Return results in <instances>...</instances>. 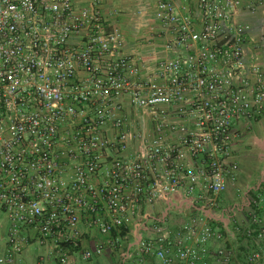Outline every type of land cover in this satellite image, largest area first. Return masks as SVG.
<instances>
[{
    "label": "built area",
    "instance_id": "obj_1",
    "mask_svg": "<svg viewBox=\"0 0 264 264\" xmlns=\"http://www.w3.org/2000/svg\"><path fill=\"white\" fill-rule=\"evenodd\" d=\"M147 1L152 61L105 0H0V264H243L232 230L264 264V195L230 196L264 0Z\"/></svg>",
    "mask_w": 264,
    "mask_h": 264
},
{
    "label": "rangeland",
    "instance_id": "obj_2",
    "mask_svg": "<svg viewBox=\"0 0 264 264\" xmlns=\"http://www.w3.org/2000/svg\"><path fill=\"white\" fill-rule=\"evenodd\" d=\"M105 2L107 9L115 11L114 23L128 36L131 48H138L141 54L152 61L160 41L153 34L152 15L154 9L147 0H105ZM252 19L257 46L264 59V14ZM254 127L252 131L237 141L236 156L239 160L240 172L236 185L230 186L231 197L237 188L246 191L259 183L264 176V120ZM237 218L242 219V215L238 214ZM4 223L5 216L1 214L0 227ZM229 228L232 229L230 223ZM231 233L232 239H237L234 230Z\"/></svg>",
    "mask_w": 264,
    "mask_h": 264
},
{
    "label": "trees",
    "instance_id": "obj_3",
    "mask_svg": "<svg viewBox=\"0 0 264 264\" xmlns=\"http://www.w3.org/2000/svg\"><path fill=\"white\" fill-rule=\"evenodd\" d=\"M252 193L254 196H257L258 194L264 195V177L261 178V181L253 186ZM238 242H239V259L243 264H245L246 255L248 254L249 250L245 247V238L241 233L237 234ZM99 264V263H95Z\"/></svg>",
    "mask_w": 264,
    "mask_h": 264
},
{
    "label": "crops",
    "instance_id": "obj_4",
    "mask_svg": "<svg viewBox=\"0 0 264 264\" xmlns=\"http://www.w3.org/2000/svg\"><path fill=\"white\" fill-rule=\"evenodd\" d=\"M147 2H148V1H147ZM148 4H149V3H148ZM149 5H150V4H149ZM263 177H264V176H263ZM233 243L237 244V243H239V242H238V240H236V239L234 240V239H233Z\"/></svg>",
    "mask_w": 264,
    "mask_h": 264
}]
</instances>
